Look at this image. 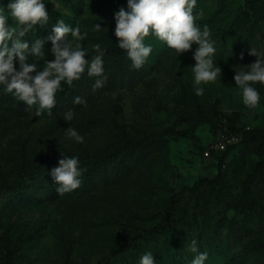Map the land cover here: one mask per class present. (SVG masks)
I'll list each match as a JSON object with an SVG mask.
<instances>
[{
    "label": "rangeland",
    "instance_id": "1",
    "mask_svg": "<svg viewBox=\"0 0 264 264\" xmlns=\"http://www.w3.org/2000/svg\"><path fill=\"white\" fill-rule=\"evenodd\" d=\"M9 2L0 0L6 15ZM44 3L48 23L35 25L23 39L30 44L43 39L47 60L54 59L47 37L54 35L57 21L87 32L82 44L91 60L92 46L116 24L114 12L127 7V0ZM193 14L201 30L208 26L215 65L222 69L215 82L201 85V96L195 94L192 72L198 45L178 54L154 35L145 38L153 50L139 70L124 51L118 72L110 59L103 60L107 80L102 88L93 91L97 77L82 75L86 106L65 107L58 91L52 114L37 116L38 105L28 108L0 86V264H138L146 252L153 254L154 264H191L193 239L208 254L204 264H264V169L249 178L262 157L258 139L243 133L264 128V85H253L260 103L250 109L234 80L235 70L246 71L257 59L248 55L251 48L264 54V0H197ZM13 23L9 17L7 24ZM27 62L44 66L31 55ZM15 66L19 69L18 61ZM69 109L74 118L67 122L63 114ZM199 110L211 121L200 122ZM68 127L84 142L68 139ZM168 127L187 134L167 136L133 153L124 168L110 163L107 178L89 184V154ZM61 153L77 156L86 169L80 187L63 196L50 175ZM221 160V182H204L217 175ZM173 194H179L178 204L163 223ZM135 213L159 215L140 222L129 219ZM160 224L164 227L154 237L128 246L129 229L148 231Z\"/></svg>",
    "mask_w": 264,
    "mask_h": 264
},
{
    "label": "clouds",
    "instance_id": "2",
    "mask_svg": "<svg viewBox=\"0 0 264 264\" xmlns=\"http://www.w3.org/2000/svg\"><path fill=\"white\" fill-rule=\"evenodd\" d=\"M197 0H127V7H120L114 12L116 22L114 34L118 38V47L127 53L133 69L139 70L146 63L152 52V45L145 44V38L154 35L165 42L178 54L186 53L192 45L198 47L193 52L195 65L192 66L195 94L204 93L202 84L215 82L221 75L222 69L215 65V41L207 25L203 30L196 23L193 9ZM5 7H0V86L5 93L13 94L28 108L38 105L36 115L45 111L49 115L56 106V93L61 89V82L68 87H74V81H79L85 72L89 77H97L92 85L93 91L104 86L107 77L104 75L103 56L105 50L99 43L92 46L96 53L91 60L86 59L87 49L82 41L87 32L81 33L80 26H71L64 20H59L53 26L47 39L51 40L53 60L46 59L44 40L36 38L31 44L23 39L26 34L39 24L44 26L49 21L48 10L44 0H10ZM9 17L13 25L9 26ZM99 31V23L94 25ZM29 55L39 57L44 62L38 68L36 62L28 63ZM248 55L257 59L247 65V70L236 71L234 76L236 86L242 90L243 104L255 109L260 103V93L253 85H264V54L251 48ZM241 52L240 59L243 60ZM18 61L19 69L15 66ZM74 103L85 105L86 101L80 96L75 97ZM171 107V105H170ZM74 118V111L69 109L63 114L67 122ZM68 139L77 143L84 142V136L77 130L68 127ZM58 161V166L51 169L56 192L63 196L80 187L81 177L86 169L79 167L77 156H65ZM189 249L194 253L191 264H204L207 252H200L197 240L193 239ZM138 264H154L151 252L142 254Z\"/></svg>",
    "mask_w": 264,
    "mask_h": 264
},
{
    "label": "trees",
    "instance_id": "3",
    "mask_svg": "<svg viewBox=\"0 0 264 264\" xmlns=\"http://www.w3.org/2000/svg\"><path fill=\"white\" fill-rule=\"evenodd\" d=\"M115 25L112 26L109 33L103 38L99 44L101 48L105 50L104 59L111 60V69L113 72L120 71V67L123 63L124 50L118 47V38L114 34ZM96 53L93 51V56ZM85 84L82 82V78L79 81H74V87H68L67 84H61V89L58 92V97L64 103V106L67 108H75L74 99L77 96H80L83 99H87V94L84 90ZM198 119L200 122H210L211 120L208 117H205L203 112L199 110ZM235 131H240L236 129ZM245 136H252L258 139L257 144V153L262 159H259L253 166L252 172L249 174V178H254L256 175H260L264 169V128H253L243 130ZM187 130H177L172 127H168L159 133H147L138 139L134 140H125L114 145L111 148L106 150H98L88 155V160L91 162V167L85 173L89 184L93 183L95 180L100 178H107L109 174V164L115 163L117 167H126L128 164V157L133 153H141L149 148L159 145L167 136L172 135H186ZM223 160L218 164V173L214 178L204 179V182L212 185H218L222 180V172L220 169L222 167ZM3 186L0 185V188ZM13 186L7 185L6 189L12 191ZM179 194H173L170 197V204L166 207L165 211L162 213L161 220L163 223L170 221L172 211H174L176 205L178 204ZM158 213H147V214H130L129 219L132 221H151L155 220L158 217ZM164 225H156L155 227L147 230L144 229H129L128 235L130 238L128 246H135L140 241L147 238V235L154 237V233H159L163 229Z\"/></svg>",
    "mask_w": 264,
    "mask_h": 264
},
{
    "label": "built area",
    "instance_id": "4",
    "mask_svg": "<svg viewBox=\"0 0 264 264\" xmlns=\"http://www.w3.org/2000/svg\"><path fill=\"white\" fill-rule=\"evenodd\" d=\"M218 147L221 148V149H223L224 148V145L221 144V143H219V146Z\"/></svg>",
    "mask_w": 264,
    "mask_h": 264
}]
</instances>
